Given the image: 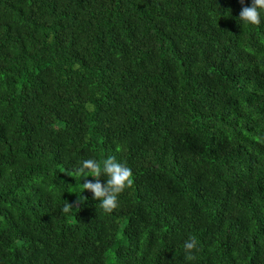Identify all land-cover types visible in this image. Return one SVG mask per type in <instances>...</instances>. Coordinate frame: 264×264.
I'll list each match as a JSON object with an SVG mask.
<instances>
[{"label": "trees", "instance_id": "trees-1", "mask_svg": "<svg viewBox=\"0 0 264 264\" xmlns=\"http://www.w3.org/2000/svg\"><path fill=\"white\" fill-rule=\"evenodd\" d=\"M241 8L0 0V264H264V12ZM108 156L119 207L64 214Z\"/></svg>", "mask_w": 264, "mask_h": 264}, {"label": "clouds", "instance_id": "clouds-1", "mask_svg": "<svg viewBox=\"0 0 264 264\" xmlns=\"http://www.w3.org/2000/svg\"><path fill=\"white\" fill-rule=\"evenodd\" d=\"M242 5L239 21L248 26L261 24V12H264V0H252L251 6H245V0H239ZM230 12V10H229ZM69 176L77 177L80 183L81 195L73 203L64 201L62 212L69 214L74 209L78 210L81 204L86 203L84 192H91L92 198L99 201L98 206L105 214L113 213L119 207V196L133 185L132 170L124 163L118 162L115 156H108L102 160L88 158L81 165L73 169ZM92 177L95 182L88 180ZM101 177L106 178V184L101 183ZM184 251L187 260H195V253L199 251L198 240L190 236L184 242Z\"/></svg>", "mask_w": 264, "mask_h": 264}]
</instances>
